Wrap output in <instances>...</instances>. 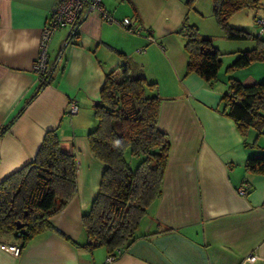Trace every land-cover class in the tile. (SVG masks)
<instances>
[{"label":"crops","instance_id":"crops-1","mask_svg":"<svg viewBox=\"0 0 264 264\" xmlns=\"http://www.w3.org/2000/svg\"><path fill=\"white\" fill-rule=\"evenodd\" d=\"M117 1L102 0L114 22L92 12L82 18L77 38L66 42V29L54 36L49 55L56 67L48 87L39 91L34 64L57 0H0V184L35 160L50 131L77 163L76 193L51 214L54 230L35 236L24 248L21 240L0 234V264H264V175L245 168L249 158L264 157V127L242 136L224 115L226 88L218 86V79L206 82L188 73V58L179 61L171 54L165 55L161 75L148 69L145 58L134 52L136 62L130 58L162 89L159 128L171 146L163 195L142 221L140 237L112 262L106 248H85L83 216L91 210L106 169L88 142L96 125L94 105L106 76L122 63L113 53L128 52L125 40L140 54L145 48L140 39L149 31L131 21L141 32H127L121 23L128 17L120 12L125 3L114 5L134 1ZM257 16L264 18V11ZM148 33L145 39L151 42ZM253 47L249 42L235 52ZM227 76L222 80L232 77L253 85L264 81V64ZM72 104L79 108L76 115L69 113ZM244 182L250 190L242 197L238 190ZM11 246L21 253L4 249Z\"/></svg>","mask_w":264,"mask_h":264},{"label":"trees","instance_id":"trees-1","mask_svg":"<svg viewBox=\"0 0 264 264\" xmlns=\"http://www.w3.org/2000/svg\"><path fill=\"white\" fill-rule=\"evenodd\" d=\"M212 3L214 18L228 40L254 44L252 49L237 55L228 73L254 63L264 64L261 33L257 36L228 25L230 17L242 10L263 8L262 0ZM259 19L264 18L256 17L261 28ZM186 32L188 73H195L206 82H216L222 68L220 51L210 39L200 37L196 27L186 26ZM157 92V84L147 80L143 67L128 57L119 69L106 76L101 99L94 105L96 125L88 134L93 156L106 169L91 210L83 216L88 237L86 249L104 247L115 258L140 237L142 221L163 195L171 146L168 136L159 128L162 99ZM222 100L224 115L235 122L242 136L250 128L262 130L264 81L245 85L231 77ZM134 159L140 160L135 170L130 165ZM245 168L264 175V157L249 158ZM76 177L75 157L61 150L55 131L48 132L35 160L0 184V234L21 240L24 248L35 236L53 231L50 216L58 203L65 204L74 196ZM18 222L25 224V228L18 230Z\"/></svg>","mask_w":264,"mask_h":264},{"label":"rangeland","instance_id":"rangeland-1","mask_svg":"<svg viewBox=\"0 0 264 264\" xmlns=\"http://www.w3.org/2000/svg\"><path fill=\"white\" fill-rule=\"evenodd\" d=\"M116 1L113 0V2ZM133 1L119 2L114 7L117 8L121 6V3H125V7L122 6L120 12L126 14L134 25H142L146 30H149L153 35V40L147 42L145 39L148 37L149 31L143 34L145 38H141L140 40L144 42L145 48L143 49L145 52L143 51L140 54H137V50L140 48H136L134 43L124 40L128 52L123 48L125 51L121 50L113 53L114 57L117 56L122 62L119 64L118 69L124 64L126 57L136 62L135 57L132 56L134 52L135 55L140 56V59L145 58L143 61H146L148 69L152 70L155 75H158V73L161 75V70L168 63L167 54H171L173 59L187 61L188 55L185 50L186 26L196 27L198 29V35L202 38L210 39L214 47L221 53L222 68L218 77L219 83L217 84L221 88L225 87L228 92L229 79H222L226 75L229 76L232 74L228 72L229 67L237 58L235 52L236 47L246 45L249 42H233L227 39L225 32L214 18L212 0H171L168 2L163 0ZM263 11L262 8L257 11L242 10L230 17L228 25L235 29L246 30L249 33H255L254 31L256 30L260 34L262 30L256 25V16L261 15ZM137 15L139 19L141 18L142 24L139 22ZM58 33H62V30H59L55 35ZM157 86L160 95L162 89L159 83ZM162 87L164 89V84ZM139 163V159H134L130 163L131 168L135 170Z\"/></svg>","mask_w":264,"mask_h":264},{"label":"built area","instance_id":"built-area-1","mask_svg":"<svg viewBox=\"0 0 264 264\" xmlns=\"http://www.w3.org/2000/svg\"><path fill=\"white\" fill-rule=\"evenodd\" d=\"M98 12L108 22H114V18L104 9L102 0H57L56 7L47 22L40 39L39 54L34 64V72L37 75L38 87L49 85L52 80L56 64L51 61L49 55L50 44L55 34L61 30H67L66 42L73 40L80 27L81 20L85 14ZM258 24L261 27V34L264 32V19H259ZM121 26L129 33H139L133 27L131 20L126 18ZM79 111L77 104H72L69 109L71 115H76ZM250 190V185L246 182L238 190L240 196H246ZM5 250L18 256L21 249L17 246L4 247ZM115 258L110 256L108 262H112ZM255 258H251L254 261Z\"/></svg>","mask_w":264,"mask_h":264},{"label":"water","instance_id":"water-1","mask_svg":"<svg viewBox=\"0 0 264 264\" xmlns=\"http://www.w3.org/2000/svg\"><path fill=\"white\" fill-rule=\"evenodd\" d=\"M16 225L18 230H22L25 228V224H22L21 222H18Z\"/></svg>","mask_w":264,"mask_h":264}]
</instances>
